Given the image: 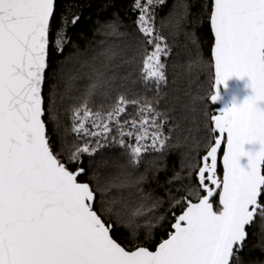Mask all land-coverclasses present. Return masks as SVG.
<instances>
[{
    "label": "snow or ice",
    "instance_id": "obj_1",
    "mask_svg": "<svg viewBox=\"0 0 264 264\" xmlns=\"http://www.w3.org/2000/svg\"><path fill=\"white\" fill-rule=\"evenodd\" d=\"M165 3L132 4L146 45L142 76L157 96L168 84L172 54L155 26V8ZM183 7L187 16L189 6ZM78 8L75 0H65L63 10L58 0H0V264H245L248 230L257 218L264 220V0H206L212 42L205 56L198 50L189 68L202 69L209 62L213 80L210 94L199 99L217 102L220 87L233 76L247 77L253 94L210 115L211 139L195 171L196 184L173 198L171 206L179 212L171 213L166 238L151 245L138 242L135 232L127 242L114 235L128 205L110 206L103 197L112 185L81 180L87 172L80 165L83 156L94 157L109 145L124 149L129 163L138 165L145 154L164 152L178 125L168 127L171 117L158 100L104 92L97 106L94 97L101 85L92 83L71 107L70 128L63 126L54 109L55 93H45L46 73L50 45L62 52L70 42L68 33L81 19ZM117 20L105 26L115 31ZM104 101H110L107 107ZM49 120L60 151L48 131ZM62 126L74 136L67 149ZM245 144H259L260 150L245 152ZM65 150L66 161L61 159ZM243 156L247 167L241 166ZM160 203L153 200L147 208L140 203L131 217L152 212ZM165 219L159 215L155 223L148 221L149 235Z\"/></svg>",
    "mask_w": 264,
    "mask_h": 264
},
{
    "label": "trees",
    "instance_id": "obj_2",
    "mask_svg": "<svg viewBox=\"0 0 264 264\" xmlns=\"http://www.w3.org/2000/svg\"><path fill=\"white\" fill-rule=\"evenodd\" d=\"M58 2L60 3V10H63L65 0H58ZM75 2L79 5L78 11L81 19L75 26L71 27L68 33L70 42L65 45L62 52L55 51L54 47L50 45L49 68L46 73L45 93H55L56 105L54 104V109L57 110L63 126L70 128L71 107L79 103L75 97L78 96L77 94L83 93L84 89L64 93L55 79L56 75L61 72L63 63L73 58L76 59L78 55L83 59L90 56V61L97 62L96 66L95 68L93 66L83 68L81 64L85 62L83 59L80 60V65L83 68L81 75L77 72L76 76L69 75L67 77L63 74V77L60 73L61 79H65L66 85L69 81L72 85L76 82L77 89L83 87L82 84H85L86 78H92V70H94V75L96 74L95 70L100 71V75H103L107 80L123 78L126 82L124 88L129 92L124 94L129 99L146 98L153 103L158 100L159 108L178 125L176 137L171 141V147H167L162 153L151 152L147 154L148 156L142 158L138 165L130 164L129 157L126 158V161L125 156L127 157L128 154L117 145H109L101 149L94 157L83 156L81 166L86 169L87 175L82 176L81 180L91 181L93 184L98 181L103 185L104 181L111 179L112 187H110L111 191L108 194V203L114 209H121L122 205L126 204L127 195L120 192L124 183H128L131 188H136L137 200L142 201L146 195L167 197L170 190L176 197L185 195L184 186L191 178L195 181V171L198 170L201 157L206 152V148L199 150L195 143L190 144V141H194V139L196 141L197 126L201 125L200 120H202L200 115H195L192 107L194 103H198L203 111V106H207V110L211 114L216 108L207 100L201 101L199 99L210 94L213 80L211 64L205 62L202 69L198 67L189 68V62L196 59L198 50L202 48L200 55L205 56L212 42L210 29L205 22L206 0H166L164 5L155 8V26L162 35L167 37L168 44L172 48L171 57L167 62L168 84L161 86L159 96H157L154 85H145L142 76L143 59H140L142 55L145 56L146 54V45L135 23L139 13L133 11V0H75ZM181 3L189 6L188 15L184 16L185 9L183 8L178 16L177 14L174 16L176 22L172 20L171 26L165 27L164 24L173 17V13L176 12ZM116 17H118L116 30L107 31L112 28L106 27V22L112 21ZM194 39L196 43H193ZM135 52H138L136 56L134 55ZM117 63L120 65L119 67H117ZM111 64L114 65L111 66ZM84 69H88V71ZM80 79H84L83 82ZM113 86L116 85L113 84ZM121 87L122 85L117 86V88ZM129 112L134 114V109L129 108ZM205 125L206 128L203 131H208L209 120L206 118ZM63 126L60 134L64 133ZM48 131L53 134L56 150L59 151L60 141L51 120L48 123ZM65 137L74 139L70 131L65 134ZM193 163L197 167L191 171L192 175L189 177L185 166ZM71 167L75 168L76 164L73 163ZM109 168H122V170L119 173L112 171V169L108 171ZM128 173L132 174L131 179L126 177ZM177 173L181 177L179 180L174 179ZM219 174L222 175V165H219ZM141 177H143L142 180ZM137 181L139 182L137 183ZM180 183L183 187L180 186ZM114 189L119 190V192L113 194ZM113 201L114 203H112ZM173 211L179 212V208L174 207ZM115 217L113 215L111 219L116 220ZM168 218H171V215ZM263 224L264 221L257 218L254 225L248 230L246 248L242 253L245 264H264ZM169 227L168 221L154 229L150 238L151 241L145 235L147 231H143L139 241L148 245L155 244L160 239L166 238ZM130 228L119 223V230L114 235L121 241H130Z\"/></svg>",
    "mask_w": 264,
    "mask_h": 264
},
{
    "label": "rangeland",
    "instance_id": "obj_3",
    "mask_svg": "<svg viewBox=\"0 0 264 264\" xmlns=\"http://www.w3.org/2000/svg\"><path fill=\"white\" fill-rule=\"evenodd\" d=\"M183 5L184 4H180L179 6H178V9L176 10V12H174L173 13V17H171L169 20H168V22H166L164 25H165V27H170L171 25H170V23H171V21L173 20L174 21V19L176 18V17H174V16H176V14H177V16H178V14H180V11L182 12V9L184 8L183 7ZM174 22H176V21H174ZM170 25V26H169ZM110 30H112V29H109V30H107V31H110ZM139 51H141V50H139ZM136 53H138V52H135L134 53V55L136 56ZM83 59V57H81L80 55H78L77 57H76V59H72V60H70V61H68V62H64L63 63V66H62V68H61V72H59L57 75H56V79H55V82H57L58 83V86L60 87V89L62 90V91H64V93H69V92H75V91H78L79 89H84L82 92L83 93H79V94H77L78 96L77 97H75V99L78 101V99L77 98H80V99H82L83 98V95H84V93H85V90L87 89V87L89 86V85H91L92 83H98V84H100L101 86L98 88V90H97V95L94 97V100L96 101V105L98 106L99 104H100V102L103 100V93L104 92H108L109 94H110V96L111 97H114L115 95H117V94H124V93H129L128 92V90H125V86H126V82L124 81V79L123 78H112V79H110L111 80V82H110V80H107L103 75H100L101 74V72L100 71H97V70H95L96 71V74L94 75V70H92L91 72H93V76H92V78L91 77H87L86 78V80H85V84H82L83 85V87H80V88H76V86H77V84H76V82H74V84L72 85V84H70V82L69 81H67L68 82V84L66 85L65 83H64V80L65 79H61V74H62V76H63V74H64V76H69V75H77V72H79L80 73V75L82 74V71H83V68L85 67V68H90L91 66H93L94 68H95V66H96V63L97 62H94V61H90V56H87V57H84V64H81V61L80 60H82ZM142 59H144V56L142 55V57H141V59L140 60H142ZM75 60V61H74ZM79 61V62H78ZM143 62V61H142ZM79 63V64H78ZM114 63V62H113ZM83 66V68L81 67V65ZM76 65H78V66H76ZM110 65V64H109ZM114 64H111V66H113ZM117 65V67H119L120 65L117 63L116 64ZM142 65H143V63H142ZM143 69V68H142ZM85 71H88V69L86 70V69H84ZM100 70H103V69H100ZM61 73V74H60ZM83 73H85V72H83ZM100 75V76H99ZM123 75V74H122ZM60 76V77H59ZM63 76V77H64ZM86 76V75H85ZM85 76H84V78H85ZM66 77V78H67ZM95 77V78H94ZM82 82H83V80L84 79H80ZM113 84L114 85H116V86H113ZM118 85H122V87L121 88H117V86ZM131 94V93H130ZM131 99V98H130ZM110 103V101H104V104H105V107H107L108 106V104ZM56 105V104H55ZM199 106V107H198ZM204 107V109H203V111H202V108H201V105H198V103H194V106L192 107V110L193 109H195V115L196 116H198V115H200L201 117H202V120H200V123H201V125H198L197 126V133H198V135L197 136H195V138H196V141H195V139H194V141H190V144H193V143H195V145H196V147L199 149V150H202V149H204V148H206V146L208 145V143L210 142V137L208 136V131H203L205 128H206V125H205V118L207 119V120H209V117H210V115H211V113L209 112V110H207V106H203ZM205 113H207L208 115H205ZM68 124V123H67ZM169 125H170V127L171 126H174V125H176V123L173 121V120H170V123H169ZM204 125H205V127H204ZM177 128L178 127H175V129H174V131L171 133V140L169 141V145H168V147L170 146L171 147V141L176 137V133H177ZM167 129V128H166ZM167 131V130H166ZM65 134L66 133H61V135H63L64 136V139H65V141L67 142L66 143V145H65V148L67 149L68 147H70L71 146V144L74 142V139H70V138H67V137H65ZM114 135H115V133H113ZM169 149V148H168ZM60 151V150H59ZM151 153V152H150ZM149 154V153H148ZM61 155L63 156V160H67V158H68V155H69V153H68V151L67 150H65L64 152H62L61 153ZM151 155V154H150ZM125 156V155H124ZM146 156H148L147 154H145V156H143L142 158H144V157H146ZM128 157L129 156H125V159L127 158L128 159ZM127 159H126V161H127ZM192 160V159H191ZM190 160V161H191ZM189 161V162H190ZM195 161V160H194ZM195 163H193V164H189V166L188 165H186L185 167V169L188 171L187 172V174L189 173V172H191V171H193V169H195L196 167H197V165L195 164V168H193V167H191L192 165H194ZM77 166V165H76ZM81 166V165H80ZM112 169V171H116V172H119L120 173V171L122 170V168H109L108 169V171H110ZM189 176V175H188ZM126 177L128 178V179H131V177H132V174H129L128 173V175H126ZM105 183H103V185L102 184H100V186L101 187H103V186H105L106 184H112V180L111 179H108L107 181H104ZM196 184V181H194L192 178L190 179V180H188L187 181V183H186V185L184 186V191H185V194H186V192H187V188L188 187H190V186H193V185H195ZM182 184L180 183V186H181ZM179 187V186H178ZM182 187H183V185H182ZM110 191L111 190H109V191H107L106 193H104V200L105 201H107L108 202V194L110 193ZM119 192V190H116V189H114V192H113V194L114 193H118ZM120 192L121 193H123L124 195L126 194L127 195V200H125L126 202V204L128 205V208H129V211H127V212H121V214L120 215H122V216H120L119 217V219H120V223H122V224H125L128 228H130V227H134V228H130L131 230H130V239H133V232H135V239L138 241V242H140L139 240L141 239V237L140 236H142V233H144L143 231H147V232H145V235H146V237H148V240H150L151 241V235H152V232L154 231V229H157V227H160V225L161 224H163V223H167L168 221H169V223H170V221H171V218H168V216H170L171 215V213H172V209L174 208V207H172L171 205L174 203V200H173V198H179V197H176L175 196V194H173V192L170 190V192L168 191V193H167V197H158V196H156V197H151V199L150 200H148L147 202H144V201H142V200H137V191H136V188H131V186L128 184V183H124L123 184V186H122V189L120 190ZM137 194V195H136ZM165 198H167L166 200H165ZM190 198H192L193 200H195L196 198L195 197H190ZM159 200L161 203H160V205H159V207L158 208H156V209H154L152 212H145V214L144 215H141V216H137V217H135V218H133V217H131V209L132 208H134L135 206H137V205H139L140 203H145V207L147 208V207H150L151 206V204L150 203H152V201L153 200ZM123 206V205H122ZM159 215H164V216H166V219L164 220V221H162V222H160L155 228H152V230H151V234L149 235V232H148V226H147V222L148 221H152L153 223H155L156 222V217L157 216H159ZM114 217H115V215H114ZM116 218V217H115ZM264 221V220H263ZM139 226V227H138ZM263 229H264V224H263Z\"/></svg>",
    "mask_w": 264,
    "mask_h": 264
},
{
    "label": "water",
    "instance_id": "obj_4",
    "mask_svg": "<svg viewBox=\"0 0 264 264\" xmlns=\"http://www.w3.org/2000/svg\"><path fill=\"white\" fill-rule=\"evenodd\" d=\"M225 83L226 87L224 85L220 87V99L212 104L216 107V110L230 108L233 105L238 106L242 104L247 97L253 94L252 88L250 87V81L247 77L240 78L233 76ZM244 150L245 152H256L260 150V145L245 144ZM240 163L241 166L247 167L249 164L248 157H241Z\"/></svg>",
    "mask_w": 264,
    "mask_h": 264
},
{
    "label": "flooded vegetation",
    "instance_id": "obj_5",
    "mask_svg": "<svg viewBox=\"0 0 264 264\" xmlns=\"http://www.w3.org/2000/svg\"><path fill=\"white\" fill-rule=\"evenodd\" d=\"M215 110H216V108L214 109V111H215ZM214 111H213V112H214ZM220 156H222V153L220 154ZM218 172H219V167H218Z\"/></svg>",
    "mask_w": 264,
    "mask_h": 264
}]
</instances>
